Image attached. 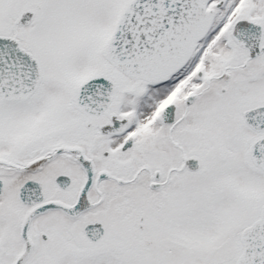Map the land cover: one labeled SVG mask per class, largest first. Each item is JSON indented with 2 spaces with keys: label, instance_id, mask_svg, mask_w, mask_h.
I'll return each mask as SVG.
<instances>
[{
  "label": "snow or ice",
  "instance_id": "obj_1",
  "mask_svg": "<svg viewBox=\"0 0 264 264\" xmlns=\"http://www.w3.org/2000/svg\"><path fill=\"white\" fill-rule=\"evenodd\" d=\"M0 264H264V0H0Z\"/></svg>",
  "mask_w": 264,
  "mask_h": 264
}]
</instances>
